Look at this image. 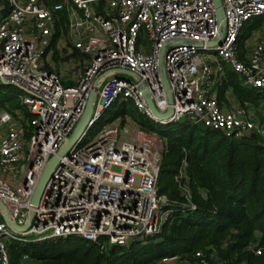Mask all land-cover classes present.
Returning <instances> with one entry per match:
<instances>
[{
  "label": "built area",
  "instance_id": "2783aa9c",
  "mask_svg": "<svg viewBox=\"0 0 264 264\" xmlns=\"http://www.w3.org/2000/svg\"><path fill=\"white\" fill-rule=\"evenodd\" d=\"M220 8L218 19L213 0H60L53 5L0 0V85L16 86L32 114L25 119L0 111V201L17 225H23L31 211L30 224L22 232L12 228L0 210V264H10L9 242H23L27 234L35 240L77 236L104 249L106 244L123 246L160 232L172 212L158 189L165 139L112 120L85 141L103 112L119 99H131L154 123L187 118L230 139L256 134L264 140V118L254 120L246 101L230 106L219 99L225 65L245 85L264 89V28L238 55L240 31L250 19L264 17V0H220ZM61 9L67 15V35L56 47L69 54L77 51L78 59H70L57 72L50 59ZM162 50L171 104L160 76ZM115 68L139 78H104L86 130L60 158L38 204L32 206L42 170L82 115L94 81ZM64 77L73 83L64 84ZM143 88L159 112L172 108L170 117L152 113ZM185 166L183 160L177 180ZM182 194L187 201L180 209H195L185 187ZM173 260L207 264L201 251L192 260L170 256L162 263ZM22 262L34 264L27 253Z\"/></svg>",
  "mask_w": 264,
  "mask_h": 264
},
{
  "label": "trees",
  "instance_id": "16d2710c",
  "mask_svg": "<svg viewBox=\"0 0 264 264\" xmlns=\"http://www.w3.org/2000/svg\"><path fill=\"white\" fill-rule=\"evenodd\" d=\"M48 5L60 0H43ZM263 19V17L259 18ZM67 15L57 11L55 34L64 30ZM258 19L247 21L239 34L238 55ZM250 22H252L250 24ZM226 77L219 97L230 89L241 101L263 102L264 89L243 83L241 76L225 65ZM64 84L73 83L63 80ZM20 90L0 85V106L24 118L32 114L21 103ZM122 100L120 113H127ZM129 114L141 127L156 130L165 139L158 175L159 193L167 197L172 212L160 232L127 245L99 244L77 236L8 244L10 264H23L27 253L34 264H162L164 258L192 260L201 251L207 264H264V140L256 134L230 139L217 129L182 118L169 124L154 123L134 105ZM18 117V116H17ZM27 129L28 126L25 125ZM183 176H176L182 165ZM186 188L195 209L181 210ZM256 249L261 252L256 253Z\"/></svg>",
  "mask_w": 264,
  "mask_h": 264
},
{
  "label": "water",
  "instance_id": "95a60500",
  "mask_svg": "<svg viewBox=\"0 0 264 264\" xmlns=\"http://www.w3.org/2000/svg\"><path fill=\"white\" fill-rule=\"evenodd\" d=\"M213 1H214V5L217 9V11H216L217 17H218V19H220L222 17V10L220 8V0H213ZM218 42H219V38L211 44L214 45ZM196 44L199 46L201 45V43H196ZM159 62H160L161 80H162L163 87H164L165 92H166L168 103L171 104L172 103V96H171L169 84H168V81L166 78V74L164 71V65H163V50L161 51ZM121 74L132 76L134 79L139 78L136 73L129 71L127 69H121V68H115V69H110V70L104 71L103 73H101L96 78V80L94 81V84H93L94 89L89 94V97H88V100H87V103H86V106L84 108L82 115L78 119L77 123L75 124V126L72 129V131L70 132V134L65 138L64 142L61 144V146L59 147L57 152L55 154H53L48 159L44 169L42 170V173L40 175V178L38 180V183L35 187V190H34V193H33L32 199H31V205L32 206H36L38 204V202L41 198V195L45 189V186L49 180V177L51 176L53 170L55 169V167L59 163L60 158L63 155H65L80 140L81 136L83 135L84 131L86 130L87 123L91 118L93 108H94V104H95L96 89H98V87L100 86V84L102 83L104 78H106L107 76H110V75H116L117 76V75H121ZM142 94H143V97L146 101V104L148 105V107L150 108V110L152 111V113L156 117H158L160 119H167L168 117L171 116L172 108L170 106L166 109V111L159 112L156 109L154 102L150 97L149 91L147 89L143 88ZM0 210L5 215L7 221L11 225V227L14 228L15 230L23 232L28 228V226L30 224L31 211L28 213L27 221L23 225H17L10 219V215H11L10 211L8 210V208L6 207V205L2 201H0Z\"/></svg>",
  "mask_w": 264,
  "mask_h": 264
},
{
  "label": "rangeland",
  "instance_id": "374dc122",
  "mask_svg": "<svg viewBox=\"0 0 264 264\" xmlns=\"http://www.w3.org/2000/svg\"><path fill=\"white\" fill-rule=\"evenodd\" d=\"M253 19H258V21L256 22V25L252 26L250 28V30H255V31H259V29H262L264 27V21H259L261 19L259 18H253ZM263 20V19H262ZM252 22H250L251 24ZM67 35L66 29L59 31V34L56 35V38L54 40V42L52 43V47H51V51H52V57H51V65L54 68L55 71H60L61 68L65 67L68 64L70 59H78V52L77 51H73L72 54L67 53V51L62 50L60 51L59 49H57L56 44L60 39H64ZM251 39L256 40L257 36H253V35H249L247 36V38H245V42H247L248 40V46H250V41ZM64 68V69H65ZM63 71V70H62ZM128 78L130 79H134L132 76H128ZM67 79V77H64L63 80ZM221 104H232V103H244L243 101H241L230 89H226L224 96H222L221 98L219 97ZM122 100H118L116 101L114 104H112V106L107 109L106 111L103 112L101 119H99L95 125L90 129V131L88 132L85 141L90 140L94 137V135L96 134V132L99 130V128L106 122L112 121L114 120L116 123H120L121 125H126L127 127H139L141 129H144L146 132H153L155 133L158 137L163 138L162 136H160V134L156 131V130H152V129H146L141 127L129 114H131L132 112L130 111L131 108H133V103L131 101H128V103H126V108H127V113H118L119 112V107L121 104ZM248 104L244 105L246 110L250 113L251 117L255 120V119H262L264 118V104L263 102H259V103H253V102H249L246 101ZM2 109H5V106H0V111ZM28 109V108H27ZM29 110V109H28ZM16 115H14L15 118H18L19 116L23 117V113L21 110L17 109L16 110ZM18 116V117H17ZM25 119H28L27 117ZM31 119V118H30ZM172 122H176V121H172ZM172 122H165L163 123L165 124H169ZM164 139V138H163ZM15 169L19 168L18 164H15L13 166ZM26 239L22 242V243H28V242H37V241H41V240H35V235L33 234H27ZM45 240V239H44ZM174 264L175 261H170V262H163L162 264Z\"/></svg>",
  "mask_w": 264,
  "mask_h": 264
},
{
  "label": "crops",
  "instance_id": "0c3cea01",
  "mask_svg": "<svg viewBox=\"0 0 264 264\" xmlns=\"http://www.w3.org/2000/svg\"><path fill=\"white\" fill-rule=\"evenodd\" d=\"M257 18H260V17H257ZM261 18H262V17H261ZM259 21H260V22H261V21H264V17H263V20L261 19V20H259ZM255 25H256V23H255ZM263 28H264V27H263ZM263 28H262V29H263ZM262 29H259V31H258V30H257V31H255V30H254V31H253V30H250V31H249V35H253V36H257V37H258V36H260L259 34H260V31H261ZM249 35H248V36H249ZM251 40H254V39H251ZM244 44H245V42H244ZM233 104H235V103H232V104H226V105H230V106H232ZM3 175L6 177L5 173H3Z\"/></svg>",
  "mask_w": 264,
  "mask_h": 264
}]
</instances>
